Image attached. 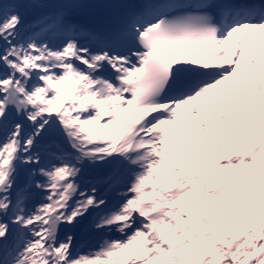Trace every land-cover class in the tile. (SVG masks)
<instances>
[{
  "label": "snow or ice",
  "instance_id": "snow-or-ice-1",
  "mask_svg": "<svg viewBox=\"0 0 264 264\" xmlns=\"http://www.w3.org/2000/svg\"><path fill=\"white\" fill-rule=\"evenodd\" d=\"M22 7L0 0V264H264V0L103 30Z\"/></svg>",
  "mask_w": 264,
  "mask_h": 264
},
{
  "label": "bare ground",
  "instance_id": "bare-ground-1",
  "mask_svg": "<svg viewBox=\"0 0 264 264\" xmlns=\"http://www.w3.org/2000/svg\"><path fill=\"white\" fill-rule=\"evenodd\" d=\"M27 2H29L32 8L34 9L33 14L36 17H40L47 14L48 12L54 10L57 5L61 4L60 2L55 0H27ZM72 16L73 17L77 16V18H80V16L76 15L74 11H72ZM96 174H97V170H96ZM87 175L88 172H86V176Z\"/></svg>",
  "mask_w": 264,
  "mask_h": 264
},
{
  "label": "rangeland",
  "instance_id": "rangeland-1",
  "mask_svg": "<svg viewBox=\"0 0 264 264\" xmlns=\"http://www.w3.org/2000/svg\"><path fill=\"white\" fill-rule=\"evenodd\" d=\"M17 2L21 3L22 5H24V7H22L20 9V12H21V15L23 17L25 29H28L30 24H31V22L39 19V17H35L33 15V9L29 5V2H27V0H17ZM182 138L183 139H190V137H187V136L182 137ZM112 235L115 236L116 234L113 233Z\"/></svg>",
  "mask_w": 264,
  "mask_h": 264
},
{
  "label": "water",
  "instance_id": "water-1",
  "mask_svg": "<svg viewBox=\"0 0 264 264\" xmlns=\"http://www.w3.org/2000/svg\"><path fill=\"white\" fill-rule=\"evenodd\" d=\"M63 226V225H62Z\"/></svg>",
  "mask_w": 264,
  "mask_h": 264
}]
</instances>
